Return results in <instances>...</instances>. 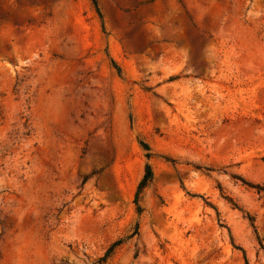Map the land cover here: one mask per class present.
I'll use <instances>...</instances> for the list:
<instances>
[{
	"label": "rangeland",
	"instance_id": "374dc122",
	"mask_svg": "<svg viewBox=\"0 0 264 264\" xmlns=\"http://www.w3.org/2000/svg\"><path fill=\"white\" fill-rule=\"evenodd\" d=\"M0 264H264V0H0Z\"/></svg>",
	"mask_w": 264,
	"mask_h": 264
},
{
	"label": "trees",
	"instance_id": "16d2710c",
	"mask_svg": "<svg viewBox=\"0 0 264 264\" xmlns=\"http://www.w3.org/2000/svg\"><path fill=\"white\" fill-rule=\"evenodd\" d=\"M146 149H149V146L147 144H144ZM154 177V172L153 169L151 168V166L149 164L146 165V169H145V173L142 177V179L140 180L138 186H137V191H136V195H135V203L137 205V210L140 212L142 210L141 205H139V200H140V196L141 193L143 191V189L152 181ZM121 241H115L105 252V254L99 259V262H105L108 257L111 255L113 249L115 248V246L117 244H119Z\"/></svg>",
	"mask_w": 264,
	"mask_h": 264
}]
</instances>
